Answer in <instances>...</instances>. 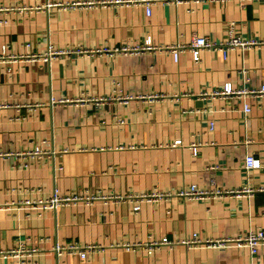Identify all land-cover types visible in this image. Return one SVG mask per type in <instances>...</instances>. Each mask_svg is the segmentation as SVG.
I'll use <instances>...</instances> for the list:
<instances>
[{
	"label": "crops",
	"instance_id": "crops-1",
	"mask_svg": "<svg viewBox=\"0 0 264 264\" xmlns=\"http://www.w3.org/2000/svg\"><path fill=\"white\" fill-rule=\"evenodd\" d=\"M232 31L264 41V0H0V51L21 57L12 72L0 64V251L40 249L0 264H264V243L253 259L236 244H182L264 230V192L138 199L194 184L264 188V97L204 95L264 85V44L203 51L200 63L159 50ZM247 155L263 163L250 176ZM54 194L81 199L54 208ZM156 241L172 244L149 254ZM71 242L103 250L58 258L55 245Z\"/></svg>",
	"mask_w": 264,
	"mask_h": 264
},
{
	"label": "built area",
	"instance_id": "built-area-1",
	"mask_svg": "<svg viewBox=\"0 0 264 264\" xmlns=\"http://www.w3.org/2000/svg\"><path fill=\"white\" fill-rule=\"evenodd\" d=\"M179 1V0H178ZM89 5V4H88ZM53 5H47V7H51ZM59 6V5H56ZM76 6V5H75ZM23 10L32 12L36 10L35 8H23ZM147 12L150 13V8L148 7ZM151 44V41H147V46ZM264 41H258L255 39H244L238 34L231 32L229 38L225 42L217 43L208 39L207 37H194L190 43H175L173 45H169L164 48H160L159 50H166L172 53L176 62L179 61L181 54L183 53H190L196 63L201 62V53L203 51H214L219 52L223 55L224 58H227L229 52L231 51H246L254 46L263 45ZM150 48V47H148ZM64 54V52H54L50 51L47 55L50 56H57ZM16 55H10L8 53L7 47H2L0 51V64L7 65V71L12 72L11 64L20 59ZM205 96H210L213 98L216 97H239L247 99L249 97L254 98H263L264 97V85L260 88H242V89H234L231 83L224 85L222 89L214 90L210 93H205ZM244 111L248 115L251 112V107L248 103L245 102ZM212 126V125H211ZM180 144V141L176 142ZM192 154L194 156L198 155L199 148L197 145H193L191 147ZM44 151L40 147H36L35 149L28 150V152L23 153L22 155L35 157L38 155L43 154ZM2 154V153H0ZM263 167V163L261 160L256 158L253 155H247L245 157L243 169L247 176H250L253 171L259 170ZM219 167L214 166L211 167L210 171H216ZM214 184V181H212ZM257 192H264V188L257 187V188H243V189H222V188H200L197 185H188L182 187L181 189L177 190L176 192H159L153 191L151 193H147L146 195L140 196L138 199L140 200H151V199H168L171 200L172 198H179L183 201H200V200H208V199H217L221 197H241L244 195L253 196ZM99 197H86L88 202H91ZM80 197H62L57 194H54L52 199L47 202L48 205L56 208L59 205L68 204L75 200H80ZM139 206H136L135 210H139ZM264 243V230L262 229H255L251 230L245 234L237 235L236 237L232 238H224V239H216V240H202L196 235L192 239H186L182 242L189 247H196L202 244L208 245L214 248H225L229 244H236L239 248H247L249 253L253 258L257 257L259 246ZM171 245V242H160L156 241L147 245V251L149 254H153L156 250H158L163 245ZM103 247L100 245H93V244H79L76 242H71L68 244H60L57 243L54 247V252L58 258H62L65 256H78L82 260L88 259L92 254L102 251ZM40 252V249L30 247L25 243H21L18 245L17 248L11 249L9 251H0V255L3 257H17L22 261L26 262L29 259L36 256V254ZM252 264V263H250Z\"/></svg>",
	"mask_w": 264,
	"mask_h": 264
}]
</instances>
